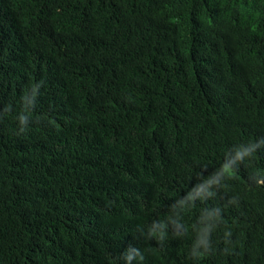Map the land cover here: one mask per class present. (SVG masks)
Masks as SVG:
<instances>
[{
    "label": "trees",
    "instance_id": "1",
    "mask_svg": "<svg viewBox=\"0 0 264 264\" xmlns=\"http://www.w3.org/2000/svg\"><path fill=\"white\" fill-rule=\"evenodd\" d=\"M0 264H264V0H0Z\"/></svg>",
    "mask_w": 264,
    "mask_h": 264
}]
</instances>
